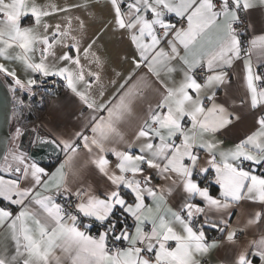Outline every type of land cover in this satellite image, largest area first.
I'll return each instance as SVG.
<instances>
[{"label": "snow or ice", "instance_id": "obj_1", "mask_svg": "<svg viewBox=\"0 0 264 264\" xmlns=\"http://www.w3.org/2000/svg\"><path fill=\"white\" fill-rule=\"evenodd\" d=\"M98 3L0 0V75L9 90L31 94L38 80L29 73L59 77L84 121L67 138H38L64 154L53 171L19 150L24 129L16 127L0 156V264H206L221 249L219 264H264V27L253 21L259 12L264 23V0H105L111 20L101 33L109 25L126 33L135 51L108 99L100 33L88 38L75 14ZM141 68L159 99L129 136L123 126L150 84L146 76L129 83ZM232 77L244 94L229 106L218 91L228 97ZM24 107L16 98L13 116ZM245 114L251 127L226 147L219 136ZM88 168L105 179L103 190L82 179Z\"/></svg>", "mask_w": 264, "mask_h": 264}, {"label": "crops", "instance_id": "obj_2", "mask_svg": "<svg viewBox=\"0 0 264 264\" xmlns=\"http://www.w3.org/2000/svg\"><path fill=\"white\" fill-rule=\"evenodd\" d=\"M93 13L77 12L75 14L80 15L81 18L85 20L88 38L100 33L99 39L96 42V50H98V54L104 61V68L102 72V85L104 89L103 99H108L116 92L119 85L124 82V77L132 71L133 66L131 59L135 55V51L131 46L126 33L122 31H113L110 25L101 33V29L104 28L106 24H109V21L111 20L110 10L105 3V0H99L97 7L93 10ZM253 21L257 31L264 27V23H262V16L259 12L253 14ZM23 23L27 25L30 24L31 21L29 19H25ZM126 57L127 59H125ZM13 66L17 67L18 74L21 78H26L24 72L19 68V66ZM236 71L240 72L239 66L236 68ZM116 73H120V76L117 77ZM29 75L34 74L29 73ZM140 76H146L150 84L143 88V98L139 99L135 104V116L123 126V130L129 136L136 128V124L138 123L137 118L146 112L149 104L154 105L159 99L157 91V89H159V85L155 82L154 78L147 73L146 68L137 70L132 81H129V83L135 82ZM112 80H116V84H112ZM229 83L231 85L229 89V96L226 97L225 89L222 88L218 91V101L224 103L225 100H227L228 105L231 106L233 98H243L244 89L242 81L238 80L236 77H232ZM61 88L62 90L60 93L49 98L44 110L32 125L36 130L54 138L55 136H63L67 138L71 133L79 131L84 124L83 119L80 117L82 105L79 100L64 87V81ZM25 93L29 94L27 92ZM118 98L119 97H115V99ZM115 99L113 102H115ZM240 99H236L235 107L237 108L240 107ZM251 124L252 118L245 114L240 122L229 127L227 130L222 131L219 138L224 141L226 147L231 146L238 139L243 137V134L248 131ZM17 141H19V139ZM109 158L113 159L112 157ZM63 159L64 154L61 152L60 156L51 160L52 163L50 165L39 164L40 166L45 167L48 171H53ZM83 159L84 157H81L78 163H82ZM82 179H84L87 183L92 184L98 190H103L106 184L105 179L92 168H88L84 171ZM154 182L161 183L158 178H155ZM209 186L213 195L218 193L217 185L210 182ZM212 188L214 190H212ZM171 202L178 206V196L174 195L171 198ZM238 212V209L233 210V215L230 217L232 221H236ZM208 235L212 237L216 236L217 233L214 230H209ZM3 237L4 234L0 231V243L3 242ZM224 256L225 252L221 249L211 255L207 259L206 264H219L221 258Z\"/></svg>", "mask_w": 264, "mask_h": 264}, {"label": "water", "instance_id": "obj_3", "mask_svg": "<svg viewBox=\"0 0 264 264\" xmlns=\"http://www.w3.org/2000/svg\"><path fill=\"white\" fill-rule=\"evenodd\" d=\"M12 97L10 90L0 75V156L7 151L9 139L12 136L10 129ZM35 128L24 129L19 138L18 148L28 154L29 158L40 164H48L52 159L60 156L61 151L51 143H41L39 140H50L54 137L44 134Z\"/></svg>", "mask_w": 264, "mask_h": 264}, {"label": "trees", "instance_id": "obj_4", "mask_svg": "<svg viewBox=\"0 0 264 264\" xmlns=\"http://www.w3.org/2000/svg\"><path fill=\"white\" fill-rule=\"evenodd\" d=\"M2 78H4L1 75ZM5 81V80H4ZM7 84V83H6ZM63 82L58 84L55 88L53 89H48V88H41L37 89L34 91L33 94H26L25 92H20V91H15L14 95L16 98L22 99L24 102L25 107L22 109V114L19 116L21 121H18L16 123V127H22L23 129H26L28 127L34 128L32 125L33 123L38 119L39 115L42 113V111L45 108L46 103L48 102L49 98L60 93L62 90ZM8 86V85H7ZM9 88V86H8ZM11 93V91H10ZM12 97V94H11ZM16 101L15 99L12 98V103ZM15 125L13 119L10 121V129ZM11 129V130H12ZM56 159V158H54ZM52 161H50L46 165H50ZM212 190H214L212 188Z\"/></svg>", "mask_w": 264, "mask_h": 264}, {"label": "built area", "instance_id": "obj_5", "mask_svg": "<svg viewBox=\"0 0 264 264\" xmlns=\"http://www.w3.org/2000/svg\"><path fill=\"white\" fill-rule=\"evenodd\" d=\"M243 35L247 37L248 36V33L245 32ZM259 71H264V68H260ZM197 74L199 75L200 73L198 72ZM34 76L38 80V83H37V85L33 86L32 93L31 94H33L34 91H36L37 89H41V88L53 89L58 84H60V83L63 82V80L61 78H59V77H48V78H45L43 81H41V78H40V76L38 74H34ZM204 179H207V177H205ZM91 231L92 232H95L96 231V227H93L91 229Z\"/></svg>", "mask_w": 264, "mask_h": 264}, {"label": "rangeland", "instance_id": "obj_6", "mask_svg": "<svg viewBox=\"0 0 264 264\" xmlns=\"http://www.w3.org/2000/svg\"><path fill=\"white\" fill-rule=\"evenodd\" d=\"M3 79L5 80V82L7 83V85L10 86V84H11L10 80H9V79L6 80L5 78H3ZM11 94H12V98L16 100V97H15L13 91H11ZM15 105H16V101H14V102L12 103V110H11V120L13 119V121H14V123H15L14 127H13V125H12L13 129L11 128V129H12V130H11V131H12V135H13L14 132H15V129H16V123H17L18 121H21L20 118H17V117H14V116H13V111H14ZM11 137H12V136H11ZM10 141H11V138L9 139V142H8V148L11 147V143H10ZM17 146H18V141H17ZM19 150H20V149H19ZM20 151H21V150H20Z\"/></svg>", "mask_w": 264, "mask_h": 264}]
</instances>
